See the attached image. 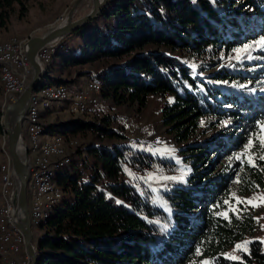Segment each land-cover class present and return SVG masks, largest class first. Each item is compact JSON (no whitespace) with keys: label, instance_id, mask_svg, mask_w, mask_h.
I'll return each mask as SVG.
<instances>
[{"label":"trees","instance_id":"1","mask_svg":"<svg viewBox=\"0 0 264 264\" xmlns=\"http://www.w3.org/2000/svg\"><path fill=\"white\" fill-rule=\"evenodd\" d=\"M15 3L27 9V0H0V26ZM261 37L264 0H107L59 39L39 86L90 77L101 98L138 109L151 93L169 95L162 118L177 140H187L202 119L213 131L182 149L191 167L186 182L157 195L131 176L156 160L125 142L117 113L50 122L49 133L90 131L93 141L74 151L60 177L64 194L41 224L45 235L33 240L37 264H264L255 238L238 259L224 254L257 226L250 210L228 204L230 182L241 192L264 189V148L255 136L264 121V47H255ZM245 45L253 47L237 58ZM59 67L66 77L44 79ZM2 128L0 101V135ZM249 139L256 142L251 163L244 149L236 153Z\"/></svg>","mask_w":264,"mask_h":264},{"label":"rangeland","instance_id":"2","mask_svg":"<svg viewBox=\"0 0 264 264\" xmlns=\"http://www.w3.org/2000/svg\"><path fill=\"white\" fill-rule=\"evenodd\" d=\"M74 1L75 0H27V9L24 10L23 13H21L20 6L17 3H15V9L10 12L8 18L6 19V25L3 26L4 28L0 27V29H7V31H9V33L12 34H9L11 36L7 35L9 37H7L6 39L5 38L1 39L2 37H0V40L4 41L12 37L20 39L21 42L20 49L22 48V52H23V43L27 38V36L33 34H39L43 30L62 21L66 17L65 14L69 10V8L73 5ZM90 6H91V0H80L73 11L72 17L76 18L84 14L89 9ZM88 65L89 64H81L78 65L77 67L85 68ZM61 70L64 71L60 72ZM66 72H67L66 68L59 67V69H54L51 75L49 77H45L44 79H46L47 81L49 80L51 82H56L58 78L66 77L67 76ZM204 72L205 73L209 72V69L204 70ZM30 77H31V72L27 77L26 83L28 82ZM89 79L92 78L83 76L82 77L83 83L78 84V83H74L76 82L74 81V82H67L66 84L72 93L80 89L89 91L90 87L93 85L90 84L91 80ZM87 80H89L88 89L81 88L83 87L84 82ZM50 84L58 85V83H50ZM1 85H2V89L0 88V95H1V91H3L5 97V101L2 104V108H3L5 104L13 101L15 98L11 99V97L7 95L5 90H3L4 88L2 82ZM261 87L264 88V83L261 85ZM96 88H98L97 84H96ZM94 91L96 93H94L93 97L98 96L97 97L98 103L97 102L94 103L93 104L94 106L89 105L88 112L82 116L69 111L68 101H60V100L52 101L50 104V109L44 110L43 114L45 115V113L47 114L49 113L48 116L51 118L52 122H54V120H57V118H63L66 115H69V117L79 116L84 119L86 118L93 119L94 115L97 113L99 114L103 112L117 113L119 117V121L124 128V132L127 135L125 138V142L132 145V147H134L140 154H143L144 159H146L147 157L144 154L146 153V155H150L153 157L154 160H156L155 161L156 165H152L149 168V170L146 172L142 170L133 174V172L129 171L132 174L131 176H133V178L136 179L139 184L143 186L147 185L148 187H150L157 195L160 190L167 189L172 185L183 184L184 182H186V177L191 171V167L189 166L188 159L187 160L185 159L182 149H184L187 146V144L196 143L198 142V140L202 139L203 137L210 135V133L213 131V128H207L205 119H202L200 121L198 130L195 131L194 134H192L187 140L179 141L175 138L174 134L164 124L162 118V109L165 103L170 100L169 95L164 96L159 93H151L148 96L145 106L142 107L141 109H138L136 105H124V104L115 105L112 101L110 102L108 99H105L103 97L100 99L98 94L99 91L97 89H94ZM45 122L46 124H49L47 120ZM262 123H264V121ZM262 123H260V125ZM260 125L255 135L257 139L262 134ZM76 135L78 136L69 135L66 136L65 138L62 136L66 151L69 153H74V151L77 148H81V147L84 148L86 145L90 144L93 141L92 140L93 137H91L92 133L90 131L77 132ZM22 136L25 141L26 135L24 133L23 124H22ZM47 138L48 136H45L44 140H46ZM115 139H110V140L105 139L104 144H110ZM0 140L1 142L2 141L4 142V145L1 148V150H3L2 152L6 156V158L4 156V160L2 161L3 162L9 161L11 165L10 156L7 151V141H6L5 133H2L0 135ZM248 142L245 144V146L242 147V149L237 150L236 153H239L240 150L244 149L246 156L249 158L250 149H247L246 151V146L248 145ZM255 143L256 142H253L252 145H255ZM2 152L0 151V155L2 154ZM161 159H167L169 161H172L175 164V167H172V165L162 166L159 162ZM213 159L216 162L219 161V158H217V154L210 155L209 161ZM217 164L218 162L216 163V165ZM180 176H183L182 180L172 179L173 177H180ZM236 182H237L236 179L230 182L229 186L231 189L230 192L226 195V200L228 201V204L233 208H235L238 212H240L243 209L250 210L257 221L256 223L257 226L252 236H246L245 238L236 242V244H234L232 247H230L228 250L224 252L226 256L231 258L232 257L239 258L242 251H247L248 243L241 249H237V245H244V242L246 241L248 242V240L251 238L260 240L264 246V189L257 188L250 191L241 192V190H239V188L236 186ZM8 200H9V196L7 194H5L3 198L0 195V207L5 205V203ZM27 200H28L29 216L32 223L33 240L38 241L45 235V231H46L45 228L41 227L42 226L41 224H43L44 227L46 226V224L44 222L39 223L32 221L30 214V199L28 196H27ZM238 200L241 202L238 203L237 202ZM248 201H251V203H248ZM53 213L54 212H52L51 215ZM21 248L25 249L24 236H23V244L22 246H20V249ZM204 261H207L208 264H210V262L207 259H203L201 261L196 260V262L193 264H203ZM0 263L12 264V256L10 255L8 257L0 256ZM27 264H30L29 258Z\"/></svg>","mask_w":264,"mask_h":264},{"label":"bare ground","instance_id":"3","mask_svg":"<svg viewBox=\"0 0 264 264\" xmlns=\"http://www.w3.org/2000/svg\"><path fill=\"white\" fill-rule=\"evenodd\" d=\"M65 19L66 17L62 21ZM62 21H60V23ZM58 40L46 44L47 56L41 59L43 65L49 60L51 54L54 53ZM12 43L13 46H6V53L14 54L15 61H22L24 49L23 52L22 48L20 49V39L12 37L3 41V45H11ZM12 74L13 58L0 57V80L3 84V90H5L11 99H14L17 97L16 95H18V93L23 89V86H16V89H12L10 86ZM90 84H93L91 86L92 88L98 90V88H96V83L91 82ZM85 92L86 90L80 89L72 93L71 90L64 84H43L40 86L38 85L30 93L22 124L24 133L26 135L25 144H27L28 161H30L28 165L29 181H27V196L30 199V214L31 219L34 222L46 223L50 218L51 213L56 210L64 194L60 177L63 173H65L67 167H69L73 161V153L66 151L64 140L62 139V136L65 138L69 135H64L58 132H47L46 126L48 124L45 122L46 115L43 114V111L50 109V104L52 101H68L69 111L82 116L88 112L89 105H93L98 101V96H96L93 97V100H91L89 103L78 102L77 108H74L73 99L80 93ZM98 94L101 99L99 92ZM45 136H48L46 140H44ZM43 160H49V164L48 166L42 168V171L38 173V162H42ZM10 162L11 165L9 161L0 162V194H3V197L5 194H7L9 196V200L12 198L11 185L15 175L12 168L11 157ZM17 186L18 179L16 188ZM9 200L5 203V205L0 207V240H5L7 245H14L16 243V248L20 249V246L23 244L24 235H22L23 233L20 231L21 229L18 228L19 226L15 224L16 221L14 218H5V213L6 217H13L14 215V208H10ZM8 254L9 253L5 250H0L1 257H8Z\"/></svg>","mask_w":264,"mask_h":264},{"label":"water","instance_id":"4","mask_svg":"<svg viewBox=\"0 0 264 264\" xmlns=\"http://www.w3.org/2000/svg\"><path fill=\"white\" fill-rule=\"evenodd\" d=\"M79 1H74L65 14L66 19L64 21L43 30L39 34L27 36L23 43V49L31 67V77L17 97L2 108V130L6 134L7 149L11 157L12 168L18 179V186L15 188L14 193L15 221L24 235L25 251L29 257L30 264H37V255L36 247L33 243V232L27 202L28 150L22 136V120L30 93L38 86L44 76V65L39 58V50L46 44L58 40L84 25L102 10L107 0H91L89 9L84 14L73 18V11ZM77 117L79 116H72L71 118L77 119Z\"/></svg>","mask_w":264,"mask_h":264},{"label":"built area","instance_id":"5","mask_svg":"<svg viewBox=\"0 0 264 264\" xmlns=\"http://www.w3.org/2000/svg\"><path fill=\"white\" fill-rule=\"evenodd\" d=\"M14 43V41H13ZM13 43L11 45H3V41L0 42V57H12L13 58V74L11 76V82L10 86L12 89H16V86H25L27 77L31 72V67L30 64L24 54L22 56V61H15L14 60V54H7L6 53V46H13ZM40 60L47 56L46 52V45L43 46L39 52H38ZM93 93L94 89L90 87V91H86L85 93H80L73 99V107L77 108V103L78 102H85L89 103L91 100H93ZM30 161H28L29 165ZM39 164V172L42 171V168L48 166L49 160H43L42 162H38ZM29 177V176H28ZM17 185V179L14 175L13 177V182H12V198L9 200L10 201V208H14V215L13 217H6L5 213V218H14L15 219V203H14V193H15V188ZM0 250H5L6 252L9 253V255L12 256V264H27L28 260V255L25 251V249H17L16 248V243L14 245H7V242L5 240H0Z\"/></svg>","mask_w":264,"mask_h":264},{"label":"snow or ice","instance_id":"6","mask_svg":"<svg viewBox=\"0 0 264 264\" xmlns=\"http://www.w3.org/2000/svg\"><path fill=\"white\" fill-rule=\"evenodd\" d=\"M251 47H253V45H245L244 46V48L242 49V50H237V53H238V55H237V58H239V53L241 52V51H248ZM255 47H264V38H261L259 41H256L255 42ZM249 58L251 59V57L249 56ZM227 123V122H226ZM260 127H261V135L258 137V139L260 140V144H261V147L262 148H264V123H262L261 125H260ZM252 144H253V141L252 140H249V142H248V145L246 146V151H247V149H250L251 147H252ZM236 159H240L241 158V156L240 155H237L236 157H235ZM261 159H264V156H261L260 157ZM249 162L251 163L252 161H251V158H249ZM149 178H151V177H149ZM172 179H183V176H180V177H173ZM238 203H240L241 201H237ZM248 203H251V201H248ZM166 227V226H165ZM248 242L246 241V242H244V245H237V249H241V248H243L246 244H247ZM199 251V250H198ZM233 259H238V257H232ZM203 264H208V262L207 261H204L203 262Z\"/></svg>","mask_w":264,"mask_h":264},{"label":"crops","instance_id":"7","mask_svg":"<svg viewBox=\"0 0 264 264\" xmlns=\"http://www.w3.org/2000/svg\"><path fill=\"white\" fill-rule=\"evenodd\" d=\"M1 28H4L3 26H0ZM9 34H12V33H9V31H7V29H0V37H2L1 39H6L7 37H9V36H11V35H9ZM7 35H9V36H7ZM89 80H91V79H89ZM89 80H87V81H85L84 82V85H83V87H81V88H85V89H88V81ZM76 82H74V83H78V84H80V83H83V80H82V78L80 77V78H78V79H76L75 80ZM77 89V88H76ZM96 93V92H95ZM0 101H1V104H3V102L5 101V97H4V94H3V91H1V95H0ZM45 115H46V120H47V122L48 123H50V122H52V120H51V118L48 116L49 115V113L47 114V113H45ZM48 118H49V120H48ZM55 118V117H54ZM68 118H71V117H69V115H66L65 117H63V118H57V120H65V119H68ZM3 145H4V142L2 141L1 142V140H0V148H2L3 147ZM3 150H1V152H2ZM4 156H5V154H3V152H2V154L0 155V161H2V160H4ZM5 158H6V156H5ZM3 162V161H2ZM1 195V194H0ZM1 197L3 198V194L1 195ZM35 242V241H34Z\"/></svg>","mask_w":264,"mask_h":264}]
</instances>
